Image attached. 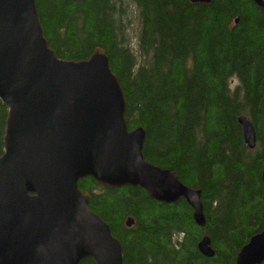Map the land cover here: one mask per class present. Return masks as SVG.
<instances>
[{"label":"trees","instance_id":"1","mask_svg":"<svg viewBox=\"0 0 264 264\" xmlns=\"http://www.w3.org/2000/svg\"><path fill=\"white\" fill-rule=\"evenodd\" d=\"M36 4L60 58L107 51L126 95L128 126L146 129L145 159L202 191L204 226L184 198L166 203L138 186L80 180L91 195L90 208L121 241L124 264H236L243 245L264 230V9L253 0ZM7 114L0 98V157ZM242 115L257 131L253 149L238 120ZM204 235L211 238L213 257L198 249ZM80 264L97 262L87 258Z\"/></svg>","mask_w":264,"mask_h":264},{"label":"water","instance_id":"2","mask_svg":"<svg viewBox=\"0 0 264 264\" xmlns=\"http://www.w3.org/2000/svg\"><path fill=\"white\" fill-rule=\"evenodd\" d=\"M254 2L264 9V0ZM0 98L8 107L0 157V264H80L87 258L124 264L121 241L79 187L88 176L104 186L141 187L161 202L184 198L195 222L206 224L202 191L145 159L146 129L129 128L126 95L107 51L60 58L45 36L36 0H0ZM239 122L254 148V124L245 116ZM198 249L215 255L209 235ZM262 263L264 230L236 259Z\"/></svg>","mask_w":264,"mask_h":264},{"label":"rangeland","instance_id":"3","mask_svg":"<svg viewBox=\"0 0 264 264\" xmlns=\"http://www.w3.org/2000/svg\"><path fill=\"white\" fill-rule=\"evenodd\" d=\"M133 26H134L135 29H133V31H132V36L134 37V39L132 40V46H133V49H135L137 51L138 50V46H137L138 35L135 33V30L137 32L138 29H139V22H138L137 19H135L133 21Z\"/></svg>","mask_w":264,"mask_h":264},{"label":"bare ground","instance_id":"4","mask_svg":"<svg viewBox=\"0 0 264 264\" xmlns=\"http://www.w3.org/2000/svg\"><path fill=\"white\" fill-rule=\"evenodd\" d=\"M88 177H92V176H88ZM86 178H87V177H86ZM92 178H93V177H92ZM83 179H84V178H83ZM93 179H94V178H93ZM80 180H82V179H80ZM80 180H79V182H80ZM79 182H78V183H79ZM79 187H80V186H79Z\"/></svg>","mask_w":264,"mask_h":264},{"label":"flooded vegetation","instance_id":"5","mask_svg":"<svg viewBox=\"0 0 264 264\" xmlns=\"http://www.w3.org/2000/svg\"><path fill=\"white\" fill-rule=\"evenodd\" d=\"M238 22H239V20H238V19H236L235 23L237 24Z\"/></svg>","mask_w":264,"mask_h":264}]
</instances>
